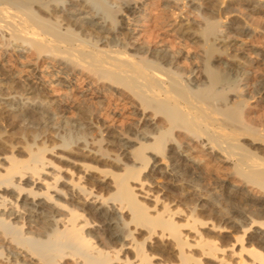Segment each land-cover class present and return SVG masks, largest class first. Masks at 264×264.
Instances as JSON below:
<instances>
[{"label":"bare ground","instance_id":"6f19581e","mask_svg":"<svg viewBox=\"0 0 264 264\" xmlns=\"http://www.w3.org/2000/svg\"><path fill=\"white\" fill-rule=\"evenodd\" d=\"M199 1L0 0V50L51 62L46 74L28 72L22 88L11 78L12 92L48 114L45 82L65 91L78 75L136 117L118 132L99 118H109L112 102L76 106L69 93L71 108L56 101L37 135L29 125L11 132L12 115L0 106V264H264V153L254 147L264 144V124L251 119L245 98L254 88L264 100V82L241 70L246 54L219 59L254 29L203 13ZM212 2L226 14L242 5L264 11V0ZM68 110L77 120L64 117ZM36 111L14 117L31 125ZM207 160L242 179L218 187L242 202L224 226L205 221ZM159 176L169 184L159 186ZM248 200L256 213L243 211ZM205 229L231 243L218 246Z\"/></svg>","mask_w":264,"mask_h":264},{"label":"rangeland","instance_id":"374dc122","mask_svg":"<svg viewBox=\"0 0 264 264\" xmlns=\"http://www.w3.org/2000/svg\"><path fill=\"white\" fill-rule=\"evenodd\" d=\"M199 5L201 4L202 7V12L203 13H208L212 14L213 17L216 19H222L226 24L233 22V21H239L241 23H246L247 26H250L252 29H254V32L250 35L251 37L249 38H244V37H236V39L232 40L230 42L231 47L226 50L223 55H220L221 58H219L224 64H229V55L230 56H240L241 53L246 54L245 56V62L244 65L241 66V70H246L249 71L250 76H252V82H264V59L263 61H260L259 58L256 57V53H263L264 54V11L263 12H253L250 10L251 8L246 7V6H237L236 9L237 11L232 14H226L225 11H216V7L213 5L212 0H200ZM160 5V2L158 3ZM248 8V9H247ZM225 24V25H226ZM142 30V29H140ZM167 35V34H166ZM166 35L162 36L164 37L165 42H170L172 41V36L166 37ZM164 42V43H165ZM162 43L160 46H165L168 43ZM163 46V47H164ZM198 47L196 46H191V54L196 55L198 53ZM35 62V63H34ZM228 62V63H227ZM51 64L50 60L46 59L45 61L41 60H33L32 57H30V53L27 55H23L20 57V54L12 52L11 50H0V90L3 95L0 93V106L1 109H7L6 111L12 116L9 117V122L13 125L11 126V132L20 131V129H23L21 127H25L26 125H29V127H32V129L36 130V134L40 132V128L45 126L46 124L50 123L53 118H55V113L58 112L59 107L57 105H54L56 102L57 104L61 102V105H64L65 95H69V93H73L75 96L73 97L74 103L73 105H76L83 102V101H102L104 104H113V107H111L109 110H107V115H109V118H103L102 114L99 116L101 123L103 122L105 126L110 127L111 129H115L116 131H121L123 129L124 125H129L136 120V117L130 116L131 110H130V105H126V108L122 110L121 106L118 107V109H113L114 105H122L124 102L121 101V97H119L116 94L110 93L109 91H98V87L96 88L95 85L93 84H88L89 81L85 80L84 77L81 76H74L73 77V83L72 87L68 90H60L55 87L56 83H51L46 81L45 86L47 89V94L48 98L52 105V110L48 114L43 113L41 110H39L34 103H30L28 100H24L23 97L20 96V94H17L16 91L12 92L10 90V81L13 79V81L18 82L19 86L23 85L22 81L23 78L27 79L28 72H30L33 68L37 71V74L43 75L46 74V67H49ZM224 64H219L221 69V72L219 71L220 76L226 75V70H223V66L225 67ZM29 65V66H28ZM223 65V66H222ZM251 65V66H250ZM218 66V67H219ZM35 71V72H36ZM23 72V73H22ZM225 72V73H224ZM71 72H69L70 74ZM222 73V74H221ZM3 74V75H1ZM26 75V76H25ZM22 77V79H21ZM254 77V78H253ZM10 78V79H9ZM12 78V79H11ZM9 81V82H8ZM231 81H235L234 77H232ZM2 82V83H1ZM12 82V81H11ZM48 82V83H47ZM6 84V85H5ZM95 86V87H94ZM55 87V88H54ZM8 88V89H7ZM10 88V89H9ZM22 88V86H21ZM77 90V92H76ZM104 90V89H103ZM69 91V92H68ZM65 92V93H64ZM67 92V93H66ZM99 92V93H98ZM254 88H248L245 91V98L249 99V106L247 107V113L251 117L252 120H256L254 123H263L264 124V100L263 96L258 95V96H253ZM9 93V94H8ZM98 94V95H97ZM5 95V96H4ZM64 95V96H63ZM70 96V95H69ZM72 96V95H71ZM254 98H251V97ZM30 96H28L29 98ZM2 98V99H1ZM70 98V97H69ZM118 98V99H117ZM72 99V100H73ZM64 100V101H63ZM118 100V101H117ZM59 101V102H58ZM76 101V102H75ZM106 102V103H105ZM24 103V104H23ZM76 103V104H75ZM122 103V104H121ZM25 105V107H24ZM38 106V105H37ZM68 106V109L71 108V106L66 103L64 107ZM104 106V108H106ZM24 107V108H23ZM27 107V110H37L36 115L38 121L34 122L33 124H27L26 122H22V124L18 123L16 121L15 113L22 109H25ZM58 107V108H57ZM128 107V108H127ZM36 108V109H35ZM120 110V112L118 111ZM10 111V112H9ZM14 113V114H13ZM76 112L68 110L65 114L64 117L70 118L71 120H77V116L75 114ZM103 113V111L101 112ZM261 121V122H260ZM13 122V123H12ZM40 122V123H39ZM18 125V126H17ZM24 125V126H23ZM19 128V129H18ZM79 128H83L81 125ZM2 130L1 132L4 131V129L0 128ZM62 136V135H60ZM246 138V137H243ZM96 138V140H98ZM251 140V137H247V139H243L241 141L244 143H247L246 140L248 141ZM252 141V140H251ZM262 144V145H261ZM95 145V144H94ZM257 145V146H256ZM256 145L254 147H259L261 151L264 153V144L261 142H256ZM261 145V146H260ZM93 147H96L93 146ZM263 147V148H262ZM196 158L200 159L202 158L203 160H206L204 157L200 155H196ZM202 164V169L204 173L207 175L205 178V184L207 187V190L209 192L208 197L206 198L207 200L205 201V206L207 208V213L205 215V221L214 223L216 225H222L224 219H230L234 220V217L238 216L237 213L235 212L233 207L239 206L240 204V199L231 197L228 194V191H224L221 188H218L222 180H228L230 183L235 184V185H241L242 179L238 175H234V171L231 168L230 165L225 164V165H216L215 161H210L207 160L206 162H203ZM211 175V176H210ZM231 176V178H230ZM233 176V178H232ZM229 177V179H228ZM157 183L159 186H166L169 184L167 179H163L160 176L157 178ZM214 188V189H213ZM257 189H253L254 192L260 191L258 190L259 187H256ZM177 191L174 192V194H177V196H180V190L182 191V187H177ZM180 189V190H179ZM252 189V188H250ZM215 190V191H214ZM220 190V191H219ZM179 191V192H178ZM262 191V190H261ZM263 192V191H262ZM211 195V196H210ZM229 195V197H228ZM179 197H177L178 199ZM229 199V200H228ZM227 201V202H226ZM234 202L233 206H228L231 204L228 203ZM182 205L185 204L184 201H181ZM226 202V203H225ZM242 203V202H241ZM223 204V205H222ZM236 204V205H235ZM219 205V206H218ZM244 209L243 211L247 213H256V209L258 208V205L254 200H248L244 202ZM247 205V206H246ZM183 207L186 208L184 205ZM221 207V208H220ZM230 208V209H229ZM235 214V215H234ZM205 233L209 236H214L215 237V242L217 243L218 246L220 247H228V245L231 243V238L230 236L226 234H214L208 231L207 229L204 230ZM230 256V254H229ZM227 257L231 262H234L236 260L235 257ZM210 264V263H207Z\"/></svg>","mask_w":264,"mask_h":264}]
</instances>
